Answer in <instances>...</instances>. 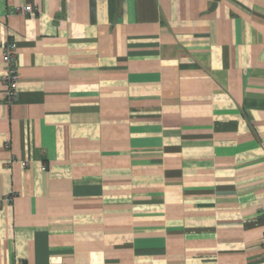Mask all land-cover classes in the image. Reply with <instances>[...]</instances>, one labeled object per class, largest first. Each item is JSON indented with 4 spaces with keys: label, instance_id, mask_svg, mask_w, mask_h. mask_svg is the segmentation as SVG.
Returning <instances> with one entry per match:
<instances>
[{
    "label": "crops",
    "instance_id": "obj_1",
    "mask_svg": "<svg viewBox=\"0 0 264 264\" xmlns=\"http://www.w3.org/2000/svg\"><path fill=\"white\" fill-rule=\"evenodd\" d=\"M6 40L0 264H264V0H0Z\"/></svg>",
    "mask_w": 264,
    "mask_h": 264
},
{
    "label": "built area",
    "instance_id": "obj_2",
    "mask_svg": "<svg viewBox=\"0 0 264 264\" xmlns=\"http://www.w3.org/2000/svg\"><path fill=\"white\" fill-rule=\"evenodd\" d=\"M17 11H23L24 13L29 14L32 10L30 6H24L22 9H18ZM0 49L2 55V63L5 70V74L2 77V81L6 86L4 98L6 102L11 103L15 99L19 82V75L16 67V45L12 40H6L1 45ZM10 199L11 198L9 196H6L3 198V201L9 202ZM262 247L264 251V237L262 238Z\"/></svg>",
    "mask_w": 264,
    "mask_h": 264
}]
</instances>
